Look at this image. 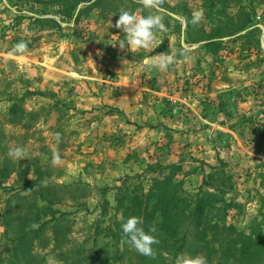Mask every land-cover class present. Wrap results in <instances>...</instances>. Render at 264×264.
Returning <instances> with one entry per match:
<instances>
[{
	"label": "rangeland",
	"instance_id": "rangeland-1",
	"mask_svg": "<svg viewBox=\"0 0 264 264\" xmlns=\"http://www.w3.org/2000/svg\"><path fill=\"white\" fill-rule=\"evenodd\" d=\"M121 9L163 17L151 48L119 46ZM169 176L185 216L153 246L264 264V0H0V264H138L105 230L156 228Z\"/></svg>",
	"mask_w": 264,
	"mask_h": 264
},
{
	"label": "clouds",
	"instance_id": "clouds-1",
	"mask_svg": "<svg viewBox=\"0 0 264 264\" xmlns=\"http://www.w3.org/2000/svg\"><path fill=\"white\" fill-rule=\"evenodd\" d=\"M144 6L151 7L153 0H143ZM119 18L116 21L115 27L122 28L127 33L126 39H121L118 44L121 48L128 47L130 50L143 46L144 48H151L153 42L157 38L158 30H165L163 17L154 12L149 11L146 14H138V12L131 9H121ZM204 17V10H195L192 13V24H198ZM111 23V22H110ZM27 43L24 41L18 42L13 46V50L9 55L16 53L23 54L27 50ZM99 54V53H98ZM188 57H186L187 59ZM173 56L164 54H157L152 57L153 63L158 62L160 67H166L173 62ZM147 63V60H145ZM57 140L60 139V134H56ZM9 157L15 160H23L25 158V149L23 147L10 148L8 152ZM60 156L58 153L53 154V163L59 162ZM142 218L138 216H130L125 222L121 224L124 238L138 253L144 256H152L154 254L153 245L158 243L154 233L156 228L150 227L147 231L142 226ZM33 228L38 225L33 224ZM174 264H207V258L203 255L192 256L188 253H181L175 257Z\"/></svg>",
	"mask_w": 264,
	"mask_h": 264
},
{
	"label": "trees",
	"instance_id": "trees-1",
	"mask_svg": "<svg viewBox=\"0 0 264 264\" xmlns=\"http://www.w3.org/2000/svg\"><path fill=\"white\" fill-rule=\"evenodd\" d=\"M84 2L85 0H80ZM158 52V51H155ZM170 179H172V176L165 177L163 179L161 191L159 195H157V200L155 202V211L158 210L160 213V217L163 219L162 222L158 223L156 227V232L154 235L156 238H160L163 242L166 241V243L163 244H168L167 241L171 240L172 237L176 238L177 232L180 228V223L175 226L174 221L175 218H180L182 216H185L183 213L184 208H181V206L177 205V200L173 195L171 196V186H173L171 183H169ZM121 190V188H120ZM131 198L128 199L130 203H133L130 205V207H127L126 209V216L128 215L129 212L134 211L135 213H140L141 212V207L143 205V199L140 198L139 202L137 201L139 197L137 195L130 196ZM175 210H179L177 213H174ZM195 214H193L194 216ZM122 221H119L116 217L113 222V226L108 228L104 237L105 239L109 240H116L117 242H124L128 243L126 239L124 238L123 231L121 228ZM150 227L148 226V229ZM147 229V230H148ZM97 232L94 234L95 240H98V236L101 235V232H104V230L99 229L97 227ZM100 230V231H99ZM146 230V229H145ZM146 230V231H147ZM163 237V238H162ZM179 240H175L174 243L177 245V247L174 249V252L167 251V246H162V247H157L153 246L154 248V254L152 256H144L138 253V264H169L168 258L169 256H177L178 254L184 253V249L186 248V241L188 239V234L187 232H184L182 237L179 238Z\"/></svg>",
	"mask_w": 264,
	"mask_h": 264
}]
</instances>
